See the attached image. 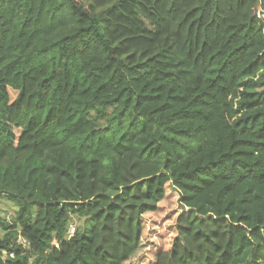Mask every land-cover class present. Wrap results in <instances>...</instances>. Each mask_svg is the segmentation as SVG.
<instances>
[{"label": "trees", "instance_id": "1", "mask_svg": "<svg viewBox=\"0 0 264 264\" xmlns=\"http://www.w3.org/2000/svg\"><path fill=\"white\" fill-rule=\"evenodd\" d=\"M259 4L0 0V264H264Z\"/></svg>", "mask_w": 264, "mask_h": 264}, {"label": "rangeland", "instance_id": "2", "mask_svg": "<svg viewBox=\"0 0 264 264\" xmlns=\"http://www.w3.org/2000/svg\"><path fill=\"white\" fill-rule=\"evenodd\" d=\"M163 205H164V207H163L162 213L147 216L150 218V220H156V222L158 224V228L160 229V231L167 228L168 226H170L172 224V221L170 220L171 209L173 208V213L180 211V209L176 205H172V203H170L168 200ZM0 208L2 211V216L6 217V218H11V216L13 215L14 210H15L14 204L12 202L4 199V198H0ZM176 214H175V216H176ZM71 222L73 224H75L76 226H80L81 223L83 222V220L73 218ZM148 226H149L148 234L151 235L153 238V235H154L155 230H156L155 229L156 223H153L150 221ZM2 235H3V233H2V230L0 229V236H2ZM150 254L151 253L149 252V256H151Z\"/></svg>", "mask_w": 264, "mask_h": 264}, {"label": "built area", "instance_id": "3", "mask_svg": "<svg viewBox=\"0 0 264 264\" xmlns=\"http://www.w3.org/2000/svg\"><path fill=\"white\" fill-rule=\"evenodd\" d=\"M255 15L261 19H264V10H263L261 4H259V6L255 9ZM76 228H77V226L75 224H73V223L70 224L68 232H67L69 237L74 235ZM18 240L22 244L27 245V241L25 239H23L21 236H19ZM55 245L58 246L59 244L56 242ZM11 255L13 256L14 254L12 253Z\"/></svg>", "mask_w": 264, "mask_h": 264}]
</instances>
